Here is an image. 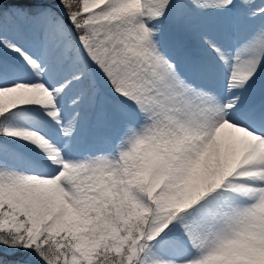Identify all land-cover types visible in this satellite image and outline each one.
Listing matches in <instances>:
<instances>
[{"label": "snow or ice", "instance_id": "snow-or-ice-1", "mask_svg": "<svg viewBox=\"0 0 264 264\" xmlns=\"http://www.w3.org/2000/svg\"><path fill=\"white\" fill-rule=\"evenodd\" d=\"M0 264H264V0H0Z\"/></svg>", "mask_w": 264, "mask_h": 264}]
</instances>
